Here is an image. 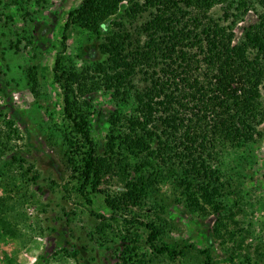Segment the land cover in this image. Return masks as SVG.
Masks as SVG:
<instances>
[{
	"label": "trees",
	"instance_id": "1",
	"mask_svg": "<svg viewBox=\"0 0 264 264\" xmlns=\"http://www.w3.org/2000/svg\"><path fill=\"white\" fill-rule=\"evenodd\" d=\"M122 5V20L112 21L103 35V25ZM248 13H254L257 22L235 42L234 30ZM142 17L140 43L127 27ZM70 31L96 41L102 58L79 69L65 64ZM47 33L42 26L38 41L44 44ZM59 44L52 77L61 91L65 156L75 173L73 192L98 222V234L116 237L124 228L125 236L118 238L126 245L116 264H151L152 258L217 264L215 241L241 248L252 236L249 220L254 215L242 200L245 166L264 140V0H82L66 14ZM27 78L38 96L36 67L27 71ZM99 91L109 94L114 104L101 148L92 139L85 110L90 104L85 97ZM5 107L10 119L0 121V243L27 242L34 231L24 210L34 199L30 186L36 185L39 174L32 163L11 154L21 116L10 105ZM107 174L117 175L123 184L116 200L100 188ZM167 184L174 204L190 214L215 218L207 246L173 240L175 224L167 218L162 199V205L147 210L152 215L145 220H127L118 213V200L141 207ZM64 191L69 195L67 187ZM96 196L102 197L109 216L93 210ZM136 228H142L145 237L130 233ZM57 235L47 244L60 251L50 256L46 249L34 264H53L59 254L74 264H90L63 232ZM140 240L152 256L142 254L143 263L134 261L138 248H132ZM255 255L262 257L259 250ZM242 256L240 264H249L247 255L238 253ZM7 264L18 263L8 259Z\"/></svg>",
	"mask_w": 264,
	"mask_h": 264
},
{
	"label": "rangeland",
	"instance_id": "2",
	"mask_svg": "<svg viewBox=\"0 0 264 264\" xmlns=\"http://www.w3.org/2000/svg\"><path fill=\"white\" fill-rule=\"evenodd\" d=\"M81 1L0 0V121L10 119L6 105L13 107L21 116L20 120H16L15 126L19 131V137L12 142L11 154L16 153L32 163L39 174L36 185L30 186L34 199L24 210L34 232H31L32 235L28 233L30 237L27 238V242L26 238L7 239L1 242L0 264H7L8 259L18 264H34L46 249L49 255L53 256L60 250L49 246L47 241L50 238L57 240V234L61 232L64 233V239L70 242V245H76L77 250L90 264H116L117 255L120 256L123 252L125 242H121L118 237L125 236L124 228H120L122 233L116 237L111 233L106 237L98 234L96 231L98 222L75 197L74 167L65 156L66 147L62 132L66 124L62 115L61 91L53 83L52 66L56 53L61 50L59 43L66 14L77 8ZM125 7L122 5L117 16L103 25V35H107L111 30L112 21L122 20ZM144 21L145 18L142 17L134 25L127 27L134 41L143 42L144 37L139 34L138 28ZM256 22V15L248 13L234 30L235 42L240 40L247 27ZM42 26H47L48 29L44 44L38 41L36 35ZM88 37L70 31L68 47L63 54L65 64L79 69L84 62L102 58L98 43ZM32 67H36L39 74V89H35L38 96L32 93V85L27 78V71ZM85 100L90 103V107L86 106L85 110L91 136L101 148L105 142L109 128L108 118L114 104L111 96L104 91L92 93L86 96ZM251 157L245 166L246 178L241 193L242 200L248 207H252L251 211L254 214L249 220L252 223L250 229L252 236L242 243L241 248H238V244L227 242L219 246L220 243L215 241L213 251L217 264H240L244 256L239 258L238 253L247 255L249 264H255L256 259L264 264V140L253 148ZM122 185L117 175L107 174L103 177L100 188L106 190L116 200ZM64 187H67L69 195L64 191ZM152 194L141 207L118 200L121 206L118 213L127 220H145L152 215V212L147 210L153 208L155 203H160L162 199L167 218H171L175 224L176 229L171 235L173 240L181 244L193 243L198 248L207 246L208 235L215 222L212 215L200 217L197 213L190 214L181 206L174 204L170 198L168 184L158 187ZM92 208L104 216H109L110 212L104 206L101 196L93 199ZM57 218L61 221L56 220ZM51 229H55L56 233H51ZM137 231L145 237L142 228L131 229L130 233L135 234ZM240 241L241 237L238 243ZM132 248H138L134 261L140 260L139 262L143 263L142 254L152 258L142 240L132 244ZM257 250L261 252L262 257L255 255ZM233 253L237 256L230 262ZM152 260L151 264H200L193 260L172 263L165 258ZM54 261L53 264H74L71 259L63 260L60 254Z\"/></svg>",
	"mask_w": 264,
	"mask_h": 264
}]
</instances>
